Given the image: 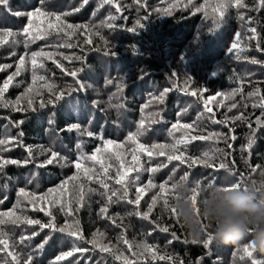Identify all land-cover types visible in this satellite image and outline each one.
I'll list each match as a JSON object with an SVG mask.
<instances>
[{
  "label": "trees",
  "instance_id": "16d2710c",
  "mask_svg": "<svg viewBox=\"0 0 264 264\" xmlns=\"http://www.w3.org/2000/svg\"><path fill=\"white\" fill-rule=\"evenodd\" d=\"M251 4L252 0H244ZM102 0H89L87 5H83L79 12H73L66 19L72 24H92L94 27L89 30L91 43H86L88 35L83 31L72 36L71 48L58 47V45L69 42V38L54 31L44 40H36L29 46V51H38L44 48L46 51L63 53L57 55L56 60L63 65L58 68L51 60L45 62V68L38 70V75H44L48 83L55 86L58 91H64L65 96L54 105L48 104L40 109L39 103L43 99H49V92L46 88L42 90V95L35 99L34 107L36 111H13L10 108L0 107V138L16 137L23 132L20 137L22 145L11 142V150L2 153L5 158L24 161L30 159L25 146H31L35 160L27 164L8 165L0 173V212L9 211L17 204L18 190L25 188L26 191L35 193L37 196L44 194L49 188L58 185L62 180L72 176L76 169L72 164L62 166L52 164L44 168H37L36 164L45 160L46 156L40 154L41 148L52 147L55 151L65 156L69 161L75 162L82 154L91 156L97 148L103 149L106 140H112L117 144H123L121 151L130 153L133 145L127 142V137L131 133H136L139 121L144 119L146 124L153 114L159 113L156 117L157 123L151 124L148 130L139 137V141L146 145L153 143L171 144L174 138L184 135V130L172 133L173 124L193 123L201 130L199 134L207 135L211 132H228V128L220 124H215L210 119V114L205 110L204 99L209 100L208 107L213 109L215 119L223 120L225 117L232 118L244 112L245 116L251 118L255 127V118L261 115L259 108H252L251 104L256 99L249 98L247 94L256 88L264 92V63L253 64L244 56L264 61V51H258L255 47L257 41L250 40L251 33L248 32V25L239 20L238 13L253 15L256 21L251 25L257 28L259 33V43L264 48V10L258 13H247L246 9H236L230 7L220 23L219 28L213 33L209 32V26H213L211 8L208 5L216 3V0H119L122 5L121 11L116 12L114 5L104 4L99 7ZM171 4L177 6L172 9L169 16L163 15V10ZM82 5V0H46L45 8L49 12L57 14L72 12L76 7ZM196 7L205 6L209 15L205 17L203 12H197ZM39 6L38 0H9L6 9L0 6V29H10L21 31L27 26L26 16L14 15L15 12L27 13ZM10 9V10H9ZM123 16L121 19H114L111 22L117 25L114 29H109L106 24L109 16ZM147 17V18H146ZM137 20H140L144 27L135 32L127 29L135 27ZM37 25L41 21H35ZM98 30V34H97ZM241 33L240 45L247 46L246 52L241 54L240 59L230 55L228 49L236 42V33ZM9 43L0 46V64H14L18 56L25 52L23 44H13V39H23V37H10ZM110 49L114 50L115 56L105 55ZM15 51L16 56H10ZM64 56L69 59H64ZM74 57H81L75 59ZM76 77L68 73L76 71ZM15 69H8L0 72V84ZM180 76L179 83L172 77L173 74ZM184 75L191 77V84L188 86L192 90L203 89V98L198 99L183 90ZM17 82L9 87L5 96L8 100L15 101L18 96L25 92L32 83V73L26 70L17 77ZM42 82H38L40 87ZM83 85V87H81ZM239 88L241 91L233 99H224L216 96L217 93H229ZM75 89V91H71ZM168 89L163 97V101L154 99L159 97L161 92ZM71 91V94H68ZM211 97H216L215 100ZM217 101H220L218 105ZM235 101L236 108L229 111L230 105ZM247 103L248 107L242 105ZM122 105V107H117ZM147 105V107H145ZM25 103L22 101L21 107ZM53 121L52 125L49 121ZM23 121L19 127H15L13 122ZM79 124L81 129L91 131L92 136L81 135L73 129L67 131V127ZM230 127L234 129L237 139L233 143L232 149H226L223 142L214 143L212 140H194L187 145L186 153L189 156H201L204 152H210L213 147L225 149L232 153L226 162L235 161L236 174H230L221 169L213 172L203 166L188 168L187 165H180L179 161H173L166 168H162L157 173L143 171L140 173V185L146 184L149 178L154 183L159 184L164 181L169 183L179 182L188 189L184 195L190 194L189 190L195 186V181H201L202 190L211 187H222L240 181L241 188L251 186L253 189L260 187L264 183V175L260 170L254 174L250 173L248 165H260L264 168V129L256 134V141L251 150V155L247 152L241 153V145L246 143L245 137L249 132L246 123L230 120ZM172 133V134H170ZM197 134L196 132L192 133ZM77 144L81 147L78 149ZM184 150V146H181ZM116 149L108 146V151L102 154L105 163H111L113 167L110 174L114 175L118 162L112 157ZM110 157H112L110 159ZM128 163H131L130 155H126ZM141 161L146 168L155 167L157 163L166 161V157H153L151 160L146 155H141ZM216 163L220 162L217 156ZM82 163L87 167H96L95 162L85 159ZM231 167V164H230ZM185 172L190 173L189 179L185 182L180 178ZM240 173L244 174L243 179ZM136 173H131L135 178ZM255 182V183H254ZM7 187H4V185ZM110 187L119 188L115 181H109ZM98 190L100 186L92 183L90 185ZM156 189L149 190L144 194L140 203V210H146L151 196ZM200 192V195H201ZM257 197H262L261 193H256ZM129 196L135 198V185L130 189ZM4 197H7L5 200ZM200 196L198 197V200ZM103 200L99 195L92 194L86 198V202L76 218L79 219L85 237H90L97 229L107 232V239L116 243V237L124 232L123 228L115 227L110 220L100 219L98 211ZM174 202V201H172ZM40 205L38 204L37 207ZM47 206V205H45ZM135 205H130L125 201L112 204L109 214L119 213L124 216L123 225L126 228L124 235L133 244L147 240L148 243L158 245L161 254H168L183 264H250L252 258L258 264H264V252L255 250L253 257L248 258L242 251V245L250 242L251 235L246 237L237 245H221L213 240L209 248H204L202 243H192L182 224L176 223L164 212L162 204H158L154 209L151 220H159L161 224L171 225V230L175 231L179 239L172 240L170 234L162 233L159 230L153 231L155 225L150 221L143 220L137 216L127 217V212L133 211ZM28 217L47 221L48 217L43 212L33 210L26 200H22L20 210ZM57 223L64 222V216L55 209L53 210ZM120 223V221H117ZM0 230L7 233L6 239L10 244L15 243V251L21 253L24 258L35 245L39 244L49 230L45 229L39 236L35 237L29 247L18 243L21 234L30 235L33 230L39 231L38 226L25 225H0ZM151 235H147L148 232ZM211 233V229L207 228ZM203 235L200 240L205 239ZM199 240V241H200ZM187 241V242H186ZM62 234L56 233L45 246L43 252L39 254L36 264H49L62 251L68 250ZM85 247H90L85 245ZM123 248L124 246L121 245ZM130 255V253H129ZM245 259H241V256ZM76 257H70L67 261L58 264H76ZM84 259H80V264H121L111 256L98 252L83 254ZM5 257V253L0 252V259ZM90 257V259H88ZM203 258L200 260V258ZM10 259V258H9ZM23 264V261H22ZM139 264H172L170 260L153 261L149 257L140 260Z\"/></svg>",
  "mask_w": 264,
  "mask_h": 264
},
{
  "label": "snow or ice",
  "instance_id": "6c2138e0",
  "mask_svg": "<svg viewBox=\"0 0 264 264\" xmlns=\"http://www.w3.org/2000/svg\"><path fill=\"white\" fill-rule=\"evenodd\" d=\"M39 6L34 10L27 13L15 12L14 15L17 16H26L28 24L21 31H13L7 28L0 29V46L9 43L10 37H23V39H13L11 43L19 45L23 44L25 52L18 56L17 62L14 64H0V72L7 71L8 69L14 68L6 79L0 84V107L10 108L13 111H36L34 107L35 99L42 95V90L46 88L49 92V99L44 101L40 100L39 108L43 109L48 104H55L57 101L62 100L65 96L64 91H58L55 89V86L51 83H48L47 78L44 75H38V70L45 68V62L51 60L58 68H63V65L56 60L57 55L63 56V53H56L52 51H46L44 48L38 51H29V46L31 43L36 40H44L50 35L53 31L57 34H63L69 38V42L58 45V47L71 48L73 44L70 42V38L79 34L83 31L88 35L86 43H91V34L89 30L94 26L92 24H72L67 22V17L73 12H79L83 5H87L89 0H82V5L76 7L72 12H64L57 14L55 12H49L45 8L46 0H38ZM187 3L191 4L192 0H187ZM104 4L114 5L116 12L121 11L122 5L119 3V0H102V3L99 7H103ZM207 4V0H205ZM0 6H4L6 9L9 6V0H0ZM176 4H171L169 8L163 10L164 16H169L172 14V9L175 8ZM235 7L236 9H246L247 13H258L261 10H264V0H252L251 4H247L244 0H216V3L208 5L211 8V13L213 17V26H209V32H215L222 20L225 17L226 12L230 7ZM195 7L197 12H203L205 17L209 15L208 11L205 9L204 5L200 7ZM10 10V9H9ZM239 20L248 25V32L251 33L249 37L250 40H256L255 45L258 51H264V48L261 47L259 43V33L257 28L251 26L255 21L256 17L253 15H246L243 12L238 13ZM121 15L119 17L109 16L106 26L109 29H114L117 25L113 24L111 21L114 19H123ZM147 18V17H146ZM41 21L40 25H37L35 21ZM144 24L137 20L136 26L127 29L128 31L135 32L140 28H143ZM98 34V30H97ZM241 33H236V42H234L231 47L228 49L230 55H234L236 59L241 58V54L246 52L247 46L240 45ZM10 56H16L15 51L9 54ZM108 56H115L116 53L114 50L110 49L105 53ZM75 59H81V57H74ZM244 59H249L253 64L264 63V61H259L255 58H249L247 56L243 57ZM64 59H69V57L64 56ZM31 70L32 73V83L29 85L25 92L16 98L15 101L8 100L5 96V93L8 91L9 87L13 85V82H17L19 86V81L17 77L21 75L22 72L26 70ZM79 69L76 71H70L68 74L72 77L77 76ZM173 79L179 83L180 76L177 74L172 75ZM183 83L185 85L184 91L186 94H189L198 99L203 98V93L205 90L197 89L192 90L188 87L191 84V77L184 75ZM38 82H42L40 87H37ZM83 87V85H81ZM71 91H75L72 89ZM69 91L68 94H71ZM168 89H165L164 92H161L158 99L163 101L164 95L167 93ZM240 89H234L229 93H217L216 96L223 97L224 99H233ZM249 98L255 97L256 99L252 102V108H259L261 110V115L255 118V127H253V122L251 118L245 116L244 112H241L239 115L228 118L225 117L223 120L215 119V113L211 107H208L209 100L204 99L205 110L210 114V119L215 124L223 125L228 128V132H211L207 135L199 134L201 130L198 129L195 122L185 123V124H173L172 133L175 131L184 130V135L180 138H174V142L171 144H158L153 143L151 145H146L139 141V137L143 135L151 124L157 123L158 120L156 117L159 116V113H155L149 119L148 123L144 119L139 121L138 131L136 133H131L127 137V142L130 145H133L130 153H125L121 151L124 149L123 144H117L112 140H106L104 142L105 147L103 149L97 148L95 153L91 156L81 155L75 162L69 161L65 156H62L59 152L55 151L52 147L41 148L40 154L45 155L46 158L43 161H40L36 164L37 168H44L52 164H61L62 166H69L72 164L76 172L62 180L58 185L49 188L44 194L37 196L35 193L26 191L25 188H20L18 190L17 204L9 211L0 212V225L12 224V225H25V226H38L39 231L33 230L30 235L21 234L18 240L19 244L29 247L30 244L25 243L26 241L31 242L35 237L39 236L41 232L45 229L49 230L48 233L44 236L43 240L35 245L30 252L26 254V258L22 256L21 253L15 251V243L10 244L9 240L6 239L7 233L0 230V252L5 253V257L0 259V264H36L39 254H41L48 244V242L53 238V235L56 233L62 234L65 238L66 243L69 244L68 250L60 252L53 261H50L49 264H58V262L67 261L70 257H76V254H81L80 258L76 260V264H80V259H84L83 254L89 252H98L101 254L103 259V254L111 256L114 260L120 261L121 264H139L140 260H146L149 257L151 260H170L172 264H183V261H177L174 257L169 256L168 254H161L160 248L158 245L150 244L147 240H141L135 244L130 242L127 237L124 235L126 228H124L123 220L124 216H121L119 213L109 214V208L112 204L125 201L130 205H135L133 211L127 212L125 215L127 217L137 216L143 220L150 221L155 225V230H159L162 233L170 234L171 238L168 243H172V240L179 239L175 231L171 230V225L161 224L159 220H151L152 213L158 204H162L164 212L168 213L169 218L173 219L176 223H179V217L177 215V209L175 207L176 202L183 198L184 194H181L178 189L182 186L179 182L169 183V181H164L159 184L154 183L152 178H149L146 184L143 186L140 185V173L147 171L149 173H157L162 168H166L168 164H171L173 161H179L180 165H187L188 168H193L197 165L203 166L206 169H212L213 172H218L221 169L228 171L230 174L235 175V161H227V158L232 155L231 152L226 151L225 149H220L218 147H213L210 152H204L201 156H189L186 153L187 145L194 140H212L214 143L223 142L226 145V149H232L233 143L237 137L234 135V129L230 127V120L241 121L247 124L249 132L245 137L246 143L241 145V153L247 152L249 156L251 155V150L256 141V134L261 129H264V92L259 88L254 89L253 91L247 94ZM216 97H211L215 100ZM22 101L25 103L24 107H21ZM218 105L220 101H217ZM238 105L235 101L230 105L229 111L232 108H236ZM244 108L248 107V104L245 103L242 105ZM117 107H122L118 105ZM147 107V105L145 106ZM23 121L13 122L15 127H19ZM54 122L49 121V124L52 125ZM75 129L80 132L81 135L92 136L91 131L81 129L79 124H73L67 127V131H72ZM196 132L197 134L193 135L192 133ZM170 133V134H172ZM23 136V132L18 133L16 137H5L0 138V173H2L6 166L8 165H21L33 162L35 157L33 155V149L31 146H25L26 151L30 159L24 161H19L16 159L5 158L2 153L11 150V142H16L17 144L22 145L20 137ZM231 141V142H230ZM112 145L116 151L112 153L115 161L118 162L119 167L116 168L115 174H110V169L113 167L111 163H105L102 154L108 151V146ZM181 146H184V150L181 149ZM76 147L79 149L80 144H77ZM126 155H130L131 163L129 164ZM141 155H146L149 160L153 157H166V161H161L156 164L155 167L146 168L141 161ZM217 156L220 157V162L216 163L215 160ZM110 157V159L112 158ZM88 159L95 164H98L99 167H87L82 161ZM250 173H255L257 170L261 171V174L264 175V168L260 165L251 166L248 165ZM135 172V178L131 177V173ZM190 177L189 172H185L184 175L180 178L182 181H187ZM244 174L240 173V178L243 179ZM115 181V185L120 186L119 188L110 187L109 181ZM92 183L98 184L101 190L91 187ZM255 183V182H254ZM135 185V198L129 196L130 189ZM211 187V184L208 185ZM4 187H7L5 184ZM223 190H233L240 189L241 183L237 181L228 186H222ZM156 189L157 191L151 196V201L147 205L146 210H140L141 199L149 190ZM247 190V187L244 188ZM202 190L201 181H195V186L192 187L189 192L190 194L186 195L188 199L191 200L193 206L196 209V213L199 214L198 207V197ZM255 193L259 192L264 195V183H261L260 187L253 189ZM92 194L99 195L104 201L98 211V216L100 219L110 220L111 223L117 228H123L124 232H121L116 237V243L107 239V232L97 229L91 234L90 237H85L83 228L80 224L76 214L79 212L86 202V198L90 197ZM6 200L7 197H4ZM22 200H26L35 211L43 212L44 216L48 217L47 221H42L40 219H35L24 215L20 210V204ZM174 201V202H172ZM0 203H3V200H0ZM40 205L37 207V205ZM47 205V206H45ZM59 211L64 216V222L62 224L57 223V217L53 210ZM120 221L118 223L117 221ZM152 232H148L147 235H151ZM205 239L197 241L192 240V243H202L204 248H209L212 244L214 238L213 235L207 232V227L204 228ZM187 242V241H186ZM88 245L90 247H85ZM121 245L124 247L122 248ZM256 249L253 247L251 242H248L242 245V251L248 258L253 257V252ZM130 253V255H129ZM10 258V259H9ZM242 260L245 259V256L240 257ZM90 259V257L88 258ZM203 258L201 257L200 260ZM71 264V262H69ZM199 264V261L197 262ZM250 264H258L257 260L252 258Z\"/></svg>",
  "mask_w": 264,
  "mask_h": 264
},
{
  "label": "clouds",
  "instance_id": "9594fccd",
  "mask_svg": "<svg viewBox=\"0 0 264 264\" xmlns=\"http://www.w3.org/2000/svg\"><path fill=\"white\" fill-rule=\"evenodd\" d=\"M178 191L184 194L188 189L181 186ZM175 207L192 240L199 241L207 227L221 245H237L251 235L253 247L264 252V196L258 198L251 186L247 190L228 191L221 187L203 190L198 201L199 214L186 195Z\"/></svg>",
  "mask_w": 264,
  "mask_h": 264
}]
</instances>
